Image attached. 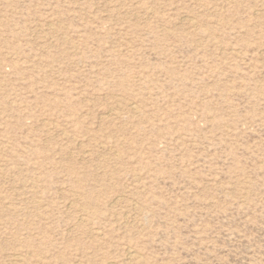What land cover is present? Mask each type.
Masks as SVG:
<instances>
[{
  "label": "rangeland",
  "instance_id": "374dc122",
  "mask_svg": "<svg viewBox=\"0 0 264 264\" xmlns=\"http://www.w3.org/2000/svg\"><path fill=\"white\" fill-rule=\"evenodd\" d=\"M107 263L264 264V0H0V264Z\"/></svg>",
  "mask_w": 264,
  "mask_h": 264
},
{
  "label": "bare ground",
  "instance_id": "6f19581e",
  "mask_svg": "<svg viewBox=\"0 0 264 264\" xmlns=\"http://www.w3.org/2000/svg\"><path fill=\"white\" fill-rule=\"evenodd\" d=\"M192 22V21H191ZM89 222V221H88ZM18 255V254H17ZM107 264H112V263H107Z\"/></svg>",
  "mask_w": 264,
  "mask_h": 264
}]
</instances>
